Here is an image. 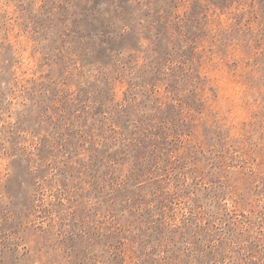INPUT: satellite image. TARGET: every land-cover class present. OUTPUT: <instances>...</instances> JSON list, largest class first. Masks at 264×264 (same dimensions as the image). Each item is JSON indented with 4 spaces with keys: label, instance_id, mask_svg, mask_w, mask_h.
<instances>
[{
    "label": "rangeland",
    "instance_id": "obj_1",
    "mask_svg": "<svg viewBox=\"0 0 264 264\" xmlns=\"http://www.w3.org/2000/svg\"><path fill=\"white\" fill-rule=\"evenodd\" d=\"M0 264H264V0H0Z\"/></svg>",
    "mask_w": 264,
    "mask_h": 264
}]
</instances>
